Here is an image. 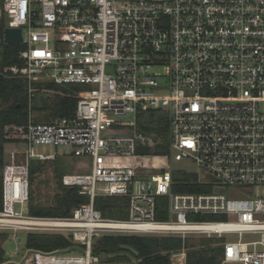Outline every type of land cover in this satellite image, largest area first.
Instances as JSON below:
<instances>
[{
	"label": "built area",
	"instance_id": "built-area-1",
	"mask_svg": "<svg viewBox=\"0 0 264 264\" xmlns=\"http://www.w3.org/2000/svg\"><path fill=\"white\" fill-rule=\"evenodd\" d=\"M1 2L0 16L22 36V65L3 73L26 81L28 112L39 92L54 94L34 84L82 87L73 117L28 119L26 151L2 169L0 212V231L63 232L79 250L27 251L5 264H114L93 244L122 234L223 239L220 264H264V191L256 190L264 188V0ZM148 112L158 133L137 127ZM35 145L71 147L91 161L89 173L61 177L89 199L68 217L27 216L29 162L53 158ZM164 146L167 154L154 153ZM132 158L140 160L122 164ZM183 161L197 168L201 191L175 190L189 173L171 165ZM236 189L242 197L227 192ZM97 197H125L126 219L103 218ZM216 216L224 220H196Z\"/></svg>",
	"mask_w": 264,
	"mask_h": 264
},
{
	"label": "trees",
	"instance_id": "trees-1",
	"mask_svg": "<svg viewBox=\"0 0 264 264\" xmlns=\"http://www.w3.org/2000/svg\"><path fill=\"white\" fill-rule=\"evenodd\" d=\"M5 28L4 17H0V38ZM22 45H9L0 41V212L3 209L2 201V169L4 161V145L21 140L28 123L29 112L27 109V83L24 79L3 73V69L10 66H21L18 54ZM37 89L53 91L47 95L39 92L33 99L32 110L47 112L51 120L57 118L73 117L76 98L74 93L82 87L76 85L59 86L54 84H34ZM37 103V105H36ZM163 131L166 121H162ZM137 127L145 132L158 133V115L153 112L138 114ZM154 153L167 154V147L155 148ZM30 161L28 166V182L32 183L33 176L39 167H34ZM61 172L56 173L58 178L57 193L47 205L35 202L33 192H28L27 216L32 218H62L70 216L73 208L80 204L88 203L86 196L78 194V188H67L61 185ZM176 179V178H175ZM182 183L175 188L179 192H199L202 189L196 186L194 173L177 177ZM31 185V184H30ZM94 208L103 218L110 220L126 219L127 199L125 197H97L94 199ZM217 217V216H216ZM166 219L159 217L156 220ZM217 218H223L219 216ZM3 234L0 233V237ZM223 239L202 238L198 240H182L175 236H137V235H103L94 241L92 252L106 260L108 255H115L106 261H126L133 259L137 264H171L170 255L184 250L186 253L185 264H220L222 256ZM129 247L137 255L124 249ZM26 251H38L46 254H63L76 252L69 237L45 233H27L24 240ZM4 251L0 247V264L3 261Z\"/></svg>",
	"mask_w": 264,
	"mask_h": 264
},
{
	"label": "rangeland",
	"instance_id": "rangeland-1",
	"mask_svg": "<svg viewBox=\"0 0 264 264\" xmlns=\"http://www.w3.org/2000/svg\"><path fill=\"white\" fill-rule=\"evenodd\" d=\"M2 2L0 0V7ZM1 17V16H0ZM5 28L12 27L13 24L10 20L4 17ZM47 95H51V93H44ZM37 105V103H36ZM130 119V116H127ZM29 119L34 123H45L51 120L47 112H38L31 109L29 112ZM27 149L26 143L23 140L18 142H11L4 145V161L5 163H9L13 155H20L25 152ZM33 151L38 154H53V158L50 160L33 162L34 167H39L36 173L33 176L32 183L29 184V190L33 192V199L35 202H39L41 204H49L53 198V196L57 193L58 186V178L56 177L57 172H61V176L64 174H85L90 172V164L91 161L87 157H74L73 149L71 147L59 146L53 147L49 145H35L32 147ZM136 159H127L123 160V165L128 166ZM37 161V160H35ZM171 168L173 171L175 170H184L185 172L197 173V168L195 165L188 161H183L181 163L172 164ZM171 169V170H172ZM257 191H264V188H258ZM228 194L233 197H242V192L240 189H236L233 191H227ZM17 209V208H16ZM24 215H26V209L24 210ZM199 221H219L224 220L223 218L217 217H204V218H196ZM230 220V219H227ZM3 235L0 237V247L4 251L2 264L8 262H19L23 260L27 254V251L24 248V240L25 235L27 233H45V234H54V235H62L64 237H68L67 234L63 232H47L44 230H35L30 227L17 229L15 232L12 230L0 231ZM124 235V234H122ZM128 235H137V236H157V237H165L164 235L152 234V235H141V234H128ZM101 236L97 237L95 240L99 239ZM199 236L189 235L184 239L190 240H198ZM207 239V238H206ZM24 249V250H23ZM11 251V254L9 252ZM76 253V252H72ZM186 252L181 250L179 252L172 253L170 255V263H182L186 259ZM185 254V258L181 255ZM111 256V255H109ZM111 258H115L111 256ZM109 257H106V260ZM135 263L133 259L129 262L126 261H115L114 264H124V263Z\"/></svg>",
	"mask_w": 264,
	"mask_h": 264
},
{
	"label": "water",
	"instance_id": "water-1",
	"mask_svg": "<svg viewBox=\"0 0 264 264\" xmlns=\"http://www.w3.org/2000/svg\"><path fill=\"white\" fill-rule=\"evenodd\" d=\"M0 41H3L5 44H9V45H19L22 42L21 29L11 28V27L4 28ZM149 152H150L149 148H138L137 150V153L139 155H146ZM124 249L130 251L134 255H137V253L129 247H124Z\"/></svg>",
	"mask_w": 264,
	"mask_h": 264
},
{
	"label": "bare ground",
	"instance_id": "bare-ground-1",
	"mask_svg": "<svg viewBox=\"0 0 264 264\" xmlns=\"http://www.w3.org/2000/svg\"><path fill=\"white\" fill-rule=\"evenodd\" d=\"M31 220H28V219H18V220H15V219H13V222H15V223H27V224H30L29 222H30Z\"/></svg>",
	"mask_w": 264,
	"mask_h": 264
}]
</instances>
